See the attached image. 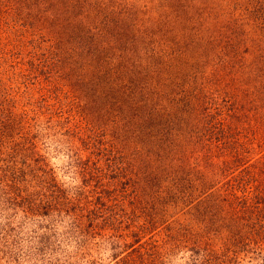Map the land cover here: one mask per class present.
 Returning <instances> with one entry per match:
<instances>
[{
  "label": "rangeland",
  "instance_id": "374dc122",
  "mask_svg": "<svg viewBox=\"0 0 264 264\" xmlns=\"http://www.w3.org/2000/svg\"><path fill=\"white\" fill-rule=\"evenodd\" d=\"M253 185L264 0H0V264H264Z\"/></svg>",
  "mask_w": 264,
  "mask_h": 264
},
{
  "label": "trees",
  "instance_id": "16d2710c",
  "mask_svg": "<svg viewBox=\"0 0 264 264\" xmlns=\"http://www.w3.org/2000/svg\"><path fill=\"white\" fill-rule=\"evenodd\" d=\"M235 110L236 109L233 108V107H229L228 108V111H230V112H233ZM231 114H233V113H231ZM194 158L196 160L201 159V157H199L198 155H195ZM231 163H232V165L238 163L237 162V158H234L232 154H231ZM236 177H237V175L235 174L234 175V178H236ZM245 182H254V180L252 178V175L250 176V180H247V178H246V181ZM243 188L238 189L239 190L238 192H240ZM245 189H246V187H245ZM253 189H255L254 193H253V190L252 189H251V192L250 193H248L249 189H247V192H245L246 194H249L250 195V197L248 198V200L247 199L243 200V198H240L239 197V198H237L238 199L237 203H242V205H243L246 202H250L249 205H251L255 201H259V200L260 201H263V198H264V189L262 188V185H259V186L258 185H253ZM229 190H230V193L234 196L236 190H233V185H231L229 187ZM225 204H226V206H222V207H219L218 208L219 209V212L224 217L226 216L227 218H229L230 220H232L234 222L237 221V220H239V219H242V218H240V217L237 216L238 215V211L234 207H231V205L233 204L232 202H227ZM248 234H249V237H245L246 238V241L244 243L247 246L248 245L249 246L252 245L251 246V249H252V252H254L255 249L259 246L260 242L264 241V238H263V240H261V241L259 240L258 241L259 238H256L255 239V236L252 234V232H249ZM209 262L210 261L208 260L207 263L209 264Z\"/></svg>",
  "mask_w": 264,
  "mask_h": 264
}]
</instances>
